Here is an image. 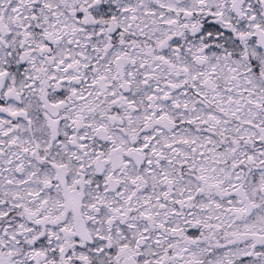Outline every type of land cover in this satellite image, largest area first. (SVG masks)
I'll list each match as a JSON object with an SVG mask.
<instances>
[{"label": "snow or ice", "instance_id": "snow-or-ice-1", "mask_svg": "<svg viewBox=\"0 0 264 264\" xmlns=\"http://www.w3.org/2000/svg\"><path fill=\"white\" fill-rule=\"evenodd\" d=\"M0 264H264V0H0Z\"/></svg>", "mask_w": 264, "mask_h": 264}]
</instances>
